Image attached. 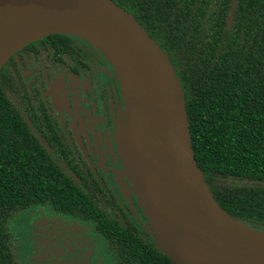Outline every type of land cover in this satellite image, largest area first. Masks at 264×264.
I'll return each mask as SVG.
<instances>
[{
  "label": "trees",
  "instance_id": "16d2710c",
  "mask_svg": "<svg viewBox=\"0 0 264 264\" xmlns=\"http://www.w3.org/2000/svg\"><path fill=\"white\" fill-rule=\"evenodd\" d=\"M113 1L169 54L185 92L192 148L216 200L264 230V0ZM12 120L0 109V264H14L6 224L20 210L52 200L91 211L80 205L89 201L85 192L53 180L38 141L16 132ZM110 236L118 253L111 263L176 264L154 239L117 226L116 239Z\"/></svg>",
  "mask_w": 264,
  "mask_h": 264
},
{
  "label": "water",
  "instance_id": "95a60500",
  "mask_svg": "<svg viewBox=\"0 0 264 264\" xmlns=\"http://www.w3.org/2000/svg\"><path fill=\"white\" fill-rule=\"evenodd\" d=\"M57 33L85 39L115 67L126 110L117 132L124 176L157 247L176 264H264V230L229 214L198 166L185 92L161 45L113 0H0V68Z\"/></svg>",
  "mask_w": 264,
  "mask_h": 264
},
{
  "label": "flooded vegetation",
  "instance_id": "af4514ba",
  "mask_svg": "<svg viewBox=\"0 0 264 264\" xmlns=\"http://www.w3.org/2000/svg\"><path fill=\"white\" fill-rule=\"evenodd\" d=\"M0 109L16 132L38 141L53 180L73 183L89 200L80 205L91 206L87 214L39 200L15 213L6 224L14 264H114L108 237L116 239V226L153 242L154 227L124 176L122 85L100 49L59 33L24 46L0 68Z\"/></svg>",
  "mask_w": 264,
  "mask_h": 264
}]
</instances>
